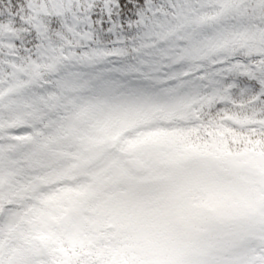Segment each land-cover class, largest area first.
<instances>
[{
    "label": "snow or ice",
    "instance_id": "snow-or-ice-1",
    "mask_svg": "<svg viewBox=\"0 0 264 264\" xmlns=\"http://www.w3.org/2000/svg\"><path fill=\"white\" fill-rule=\"evenodd\" d=\"M158 232L264 264V0H0V264H140Z\"/></svg>",
    "mask_w": 264,
    "mask_h": 264
},
{
    "label": "rangeland",
    "instance_id": "rangeland-1",
    "mask_svg": "<svg viewBox=\"0 0 264 264\" xmlns=\"http://www.w3.org/2000/svg\"><path fill=\"white\" fill-rule=\"evenodd\" d=\"M164 185V187H163ZM145 195L159 198L158 203H163V197L170 191L168 185L163 183L151 184L140 190ZM174 245L172 240L163 232L146 235L142 241L135 245V255L139 258V262L144 263L145 259L158 257L167 248Z\"/></svg>",
    "mask_w": 264,
    "mask_h": 264
},
{
    "label": "trees",
    "instance_id": "trees-1",
    "mask_svg": "<svg viewBox=\"0 0 264 264\" xmlns=\"http://www.w3.org/2000/svg\"><path fill=\"white\" fill-rule=\"evenodd\" d=\"M164 187V185H163ZM177 249L175 247V244L167 248L162 254H160L156 258L152 259H145L144 263L140 262V264H172L174 257L176 255Z\"/></svg>",
    "mask_w": 264,
    "mask_h": 264
}]
</instances>
